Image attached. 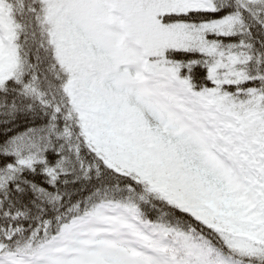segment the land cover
Wrapping results in <instances>:
<instances>
[{
	"label": "snow or ice",
	"instance_id": "1",
	"mask_svg": "<svg viewBox=\"0 0 264 264\" xmlns=\"http://www.w3.org/2000/svg\"><path fill=\"white\" fill-rule=\"evenodd\" d=\"M0 264H264V0H0Z\"/></svg>",
	"mask_w": 264,
	"mask_h": 264
}]
</instances>
